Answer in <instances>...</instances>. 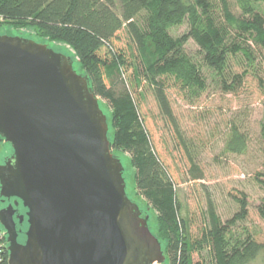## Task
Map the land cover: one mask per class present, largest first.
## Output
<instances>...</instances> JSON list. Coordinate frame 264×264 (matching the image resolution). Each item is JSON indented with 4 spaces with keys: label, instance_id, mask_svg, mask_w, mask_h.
I'll use <instances>...</instances> for the list:
<instances>
[{
    "label": "trees",
    "instance_id": "trees-1",
    "mask_svg": "<svg viewBox=\"0 0 264 264\" xmlns=\"http://www.w3.org/2000/svg\"><path fill=\"white\" fill-rule=\"evenodd\" d=\"M230 3L239 14H232ZM261 4L264 0H0V25L32 28L41 39L72 49L76 61L52 47L70 55L77 72L88 77L94 95L109 104L111 152L129 155L135 189L154 213L147 225L161 244L160 264L166 259L165 264H251L264 253V242L246 225L249 202L243 191L233 196L238 209L224 221L207 194L201 227L196 234L190 231L188 220L180 215L172 173L149 138L138 102L144 80L160 114L181 137L167 89L173 87L191 101L211 83L234 92L247 70L236 73L231 63L242 56L255 72L261 55L252 45L264 48ZM183 24L186 31L173 35ZM122 30L129 53L118 44ZM189 39L198 46L196 57L185 49ZM260 138L264 152V124ZM246 148L245 134L230 126L224 149L240 155ZM202 178L192 164L191 179ZM253 179L263 193L255 210L264 222V160ZM7 255L5 250L0 264H7Z\"/></svg>",
    "mask_w": 264,
    "mask_h": 264
},
{
    "label": "water",
    "instance_id": "water-1",
    "mask_svg": "<svg viewBox=\"0 0 264 264\" xmlns=\"http://www.w3.org/2000/svg\"><path fill=\"white\" fill-rule=\"evenodd\" d=\"M19 34H0V137L12 149L0 197L15 198L24 220L20 230L12 206L0 209L7 264L162 263L88 77L70 55Z\"/></svg>",
    "mask_w": 264,
    "mask_h": 264
},
{
    "label": "rangeland",
    "instance_id": "rangeland-1",
    "mask_svg": "<svg viewBox=\"0 0 264 264\" xmlns=\"http://www.w3.org/2000/svg\"><path fill=\"white\" fill-rule=\"evenodd\" d=\"M260 8L264 13V4H261ZM230 11L232 14H239L233 3H230ZM186 29V24H183L173 29L172 34L181 35ZM5 31L21 32L19 36L22 37L31 36L36 41H43L53 48H60L63 52L72 54L76 60L72 49L60 42L41 39L32 28L0 25V34ZM119 38V46L129 53L128 39L123 30L119 32ZM252 47L261 55L255 72L246 66L242 56L237 58L238 61L231 63V68L236 73L240 74L247 70L241 85L237 86L234 92H224L219 86L211 83L198 99L191 101L178 93L175 88L167 89L181 137L175 134L172 124L160 114L151 90L144 80L138 88L143 94L138 98V102L145 128L153 146L172 173L177 199L181 206L180 215L188 220L190 231L195 234L201 227L200 221L205 210L207 194L212 198L217 214L224 221L238 209L233 196L240 197V192L243 191L249 202L246 225L254 232L258 241L264 242V222L259 219L255 210V205L263 193L253 179L255 170L261 167L264 160L260 138V128L264 124V48H255V45ZM185 49L196 57L198 46L191 39L187 41ZM98 99L109 119V104L105 99L99 97ZM232 125L237 126L247 137L244 154H233L224 149ZM8 148L10 149L9 145L0 146V154L3 153L1 159L9 153ZM112 151L123 157L128 195L145 207L144 199L134 186V170L129 164L128 153L120 150ZM192 164H195L203 174L202 179H191ZM147 209L151 223L154 213ZM196 259L197 256L194 254L193 260ZM166 262L167 259L164 264ZM251 264H264V253Z\"/></svg>",
    "mask_w": 264,
    "mask_h": 264
},
{
    "label": "flooded vegetation",
    "instance_id": "flooded-vegetation-1",
    "mask_svg": "<svg viewBox=\"0 0 264 264\" xmlns=\"http://www.w3.org/2000/svg\"><path fill=\"white\" fill-rule=\"evenodd\" d=\"M1 145H7L8 146L9 144L4 142ZM10 149H11V147H10ZM10 149H9V153L6 154L2 159H1V157L3 156V153L0 154V164H3L12 155V150H10ZM4 152L6 153V149ZM15 200H16L15 198L0 197V209L6 208L8 205H11L12 208L14 209V213L12 216L14 223L16 224L18 229L23 230L24 220L22 222H19V218H18L19 215L23 214V209L21 208L20 203H18L17 205H14Z\"/></svg>",
    "mask_w": 264,
    "mask_h": 264
},
{
    "label": "built area",
    "instance_id": "built-area-1",
    "mask_svg": "<svg viewBox=\"0 0 264 264\" xmlns=\"http://www.w3.org/2000/svg\"><path fill=\"white\" fill-rule=\"evenodd\" d=\"M3 143H4V140L2 138H0V146ZM6 246H7L6 232L4 231V229L2 228V226H0V259L2 257V253L5 250H7L6 249Z\"/></svg>",
    "mask_w": 264,
    "mask_h": 264
},
{
    "label": "bare ground",
    "instance_id": "bare-ground-1",
    "mask_svg": "<svg viewBox=\"0 0 264 264\" xmlns=\"http://www.w3.org/2000/svg\"><path fill=\"white\" fill-rule=\"evenodd\" d=\"M5 142V141H4ZM12 150V149H11Z\"/></svg>",
    "mask_w": 264,
    "mask_h": 264
}]
</instances>
